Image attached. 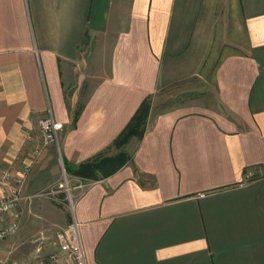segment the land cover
Wrapping results in <instances>:
<instances>
[{
	"label": "crops",
	"instance_id": "obj_1",
	"mask_svg": "<svg viewBox=\"0 0 264 264\" xmlns=\"http://www.w3.org/2000/svg\"><path fill=\"white\" fill-rule=\"evenodd\" d=\"M211 57L215 104L152 107L130 163L85 183L69 212L29 213L38 190L61 192L59 160L95 158L147 97L202 77ZM49 114L60 148L37 158L0 217V230L18 223L0 262L39 264L76 219L88 264H264V0H0V199ZM30 222L51 226L34 255Z\"/></svg>",
	"mask_w": 264,
	"mask_h": 264
},
{
	"label": "rangeland",
	"instance_id": "obj_2",
	"mask_svg": "<svg viewBox=\"0 0 264 264\" xmlns=\"http://www.w3.org/2000/svg\"><path fill=\"white\" fill-rule=\"evenodd\" d=\"M225 47V46H223ZM222 46L219 47L220 49L223 48ZM222 53L220 54V56ZM215 56V55H214ZM218 63V60L211 59L206 63L204 68V74L202 77H196L192 80L172 85L170 87H167L163 90H159L155 93L154 98L151 100V108L153 107L154 110L161 111L165 109L168 106H179V105H195V104H207L212 105L215 104L216 101V84L214 82V69ZM151 110V109H150ZM137 140L139 139L136 136ZM124 149L127 151L128 154L131 153L133 146H123ZM122 147L118 148H112L109 153L115 154L118 151H120ZM58 156H60V153L58 152ZM59 167H60V175H59V181L56 185L59 186L61 189V192L54 197V195H49L48 192L52 190V188H45L42 190H38L37 193H44L43 196L39 197V199H34L33 203L28 207L30 210V214L35 216L37 213L47 212L49 215L56 216V210H59V208H64L67 212L69 210H72L71 204L68 200L69 192L71 193V198L76 201L78 196L82 193V191L85 189V183H89L90 180L83 179L81 177H78L72 173L67 172L66 166L64 165V162L62 160H59ZM57 188V187H55ZM57 190V189H53ZM38 200V201H37ZM55 211V214H54ZM37 223V222H36ZM35 222H30V226L25 227V231L28 232L30 237H24L22 239H26V243L24 246H27L28 251L32 253L33 255L36 253L33 248L36 250V245L39 246L37 243H35V240L38 239V236H40V231H51V226H39L36 227ZM70 224V222H68ZM67 224V225H68ZM41 225V224H40ZM65 228V227H64ZM59 228L57 232H55V236L51 237L50 241L47 243V245H43L41 251L37 254V260L39 261V264H42V262L48 258L52 253L57 252L59 250V244L58 240L56 239L57 233L61 232L63 229ZM20 230V228H19ZM20 232V231H19ZM18 233V232H17ZM13 237V236H12ZM11 237V238H12ZM52 245L54 249L46 254V246ZM24 249H26L24 247ZM24 261H26L25 258H27L25 255ZM60 264H68V262L63 259Z\"/></svg>",
	"mask_w": 264,
	"mask_h": 264
},
{
	"label": "built area",
	"instance_id": "obj_3",
	"mask_svg": "<svg viewBox=\"0 0 264 264\" xmlns=\"http://www.w3.org/2000/svg\"><path fill=\"white\" fill-rule=\"evenodd\" d=\"M39 121L41 139L34 146L32 161L24 164L19 175L15 176V183L12 184L8 196L4 199H0V217L14 211L17 205L22 201L24 186L37 158L39 156L41 157V154L50 144H56L58 149L60 148L59 132L63 129V124L56 120L53 114H49ZM2 174L6 183H9L13 178L12 173L9 171H4ZM249 175H252V173ZM68 200L73 210L75 201L71 198L70 192ZM17 225L18 223H14L0 230V240H5V238L14 234L18 229ZM57 240L59 250L48 256L42 264H60L63 259H65L68 264H88L86 249H84L85 245L81 235V225L76 219L71 220L70 224L58 233ZM0 264L6 263L0 262Z\"/></svg>",
	"mask_w": 264,
	"mask_h": 264
},
{
	"label": "trees",
	"instance_id": "obj_4",
	"mask_svg": "<svg viewBox=\"0 0 264 264\" xmlns=\"http://www.w3.org/2000/svg\"><path fill=\"white\" fill-rule=\"evenodd\" d=\"M151 109L150 97H147L137 110L125 130L121 135L98 154L92 160L81 163L77 166L66 165V170L78 177L94 181L109 177L127 165L132 160V155L128 154L123 146H126L134 137L141 139L146 131L147 120ZM122 147L115 154H110L112 148Z\"/></svg>",
	"mask_w": 264,
	"mask_h": 264
}]
</instances>
